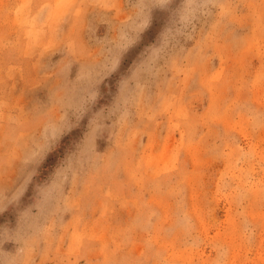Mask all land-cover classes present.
<instances>
[{
  "label": "rangeland",
  "instance_id": "1",
  "mask_svg": "<svg viewBox=\"0 0 264 264\" xmlns=\"http://www.w3.org/2000/svg\"><path fill=\"white\" fill-rule=\"evenodd\" d=\"M0 264H264V0H0Z\"/></svg>",
  "mask_w": 264,
  "mask_h": 264
},
{
  "label": "crops",
  "instance_id": "2",
  "mask_svg": "<svg viewBox=\"0 0 264 264\" xmlns=\"http://www.w3.org/2000/svg\"><path fill=\"white\" fill-rule=\"evenodd\" d=\"M37 75V74H36ZM57 81V78H56ZM41 80L38 77L32 75L31 85L27 84L25 87L29 90L35 92L38 90V85ZM47 90H53L52 87H49ZM40 101L32 100L31 102H26L24 105H20V108L32 107L34 109L35 104L40 108ZM21 103V102H20ZM25 103V102H23ZM53 106L50 107L51 102L48 106V109L45 111L47 114L41 116V113H37V110L33 112H27L25 116H20V190L23 189L24 184L29 180V178L34 175L38 166L41 162V157L47 155L48 152L53 148L52 146L56 144V137L61 133L62 129L66 128L67 121V106L66 102L60 103L58 105L57 101L52 102ZM36 113V115H35ZM47 125V126H46ZM65 126V127H64ZM78 167V165H76ZM77 204L65 205L64 212L71 213V217L76 213L75 209ZM68 214H66L67 216ZM69 215V216H70ZM61 237H68L70 240L78 237L81 234L80 229L71 227V225H66L61 230ZM58 234V238L60 237ZM73 236H75L73 238ZM59 244L62 245L58 247L59 250L69 251L71 250L72 242ZM63 246L65 247L63 249ZM25 252H28L29 247L22 246ZM32 251H35V248H32Z\"/></svg>",
  "mask_w": 264,
  "mask_h": 264
}]
</instances>
